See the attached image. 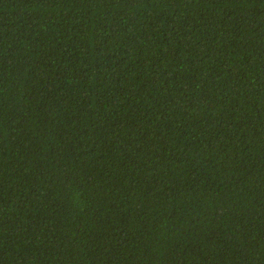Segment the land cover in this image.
I'll return each mask as SVG.
<instances>
[{
    "label": "trees",
    "instance_id": "obj_1",
    "mask_svg": "<svg viewBox=\"0 0 264 264\" xmlns=\"http://www.w3.org/2000/svg\"><path fill=\"white\" fill-rule=\"evenodd\" d=\"M0 264H264V0H0Z\"/></svg>",
    "mask_w": 264,
    "mask_h": 264
}]
</instances>
